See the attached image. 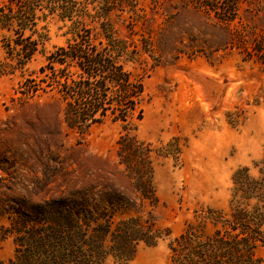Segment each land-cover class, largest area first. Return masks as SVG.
Wrapping results in <instances>:
<instances>
[{
	"label": "rangeland",
	"instance_id": "obj_1",
	"mask_svg": "<svg viewBox=\"0 0 264 264\" xmlns=\"http://www.w3.org/2000/svg\"><path fill=\"white\" fill-rule=\"evenodd\" d=\"M236 1L232 21L194 0H124L109 15L138 50L140 120L72 128L54 91L20 100L19 74L0 78V264L56 199L160 236L125 264H264V0ZM68 25H49L46 53Z\"/></svg>",
	"mask_w": 264,
	"mask_h": 264
},
{
	"label": "trees",
	"instance_id": "obj_2",
	"mask_svg": "<svg viewBox=\"0 0 264 264\" xmlns=\"http://www.w3.org/2000/svg\"><path fill=\"white\" fill-rule=\"evenodd\" d=\"M123 1L0 0V78L19 74L20 100L54 91L64 104L63 119L69 127L85 129L106 121L127 124L140 105L143 84L127 69L138 61L136 45L121 38L109 19ZM194 1L224 21L238 14L236 0ZM52 22H68L69 37L46 53ZM38 55L43 64L28 73ZM135 117L141 119V110ZM238 176L239 171L234 182ZM87 207L72 199L37 207L31 229L22 238L25 249L21 247L14 263L104 264L111 257L125 264L140 242L153 245L160 237L141 232L135 221L114 223L112 213L100 210L93 215Z\"/></svg>",
	"mask_w": 264,
	"mask_h": 264
}]
</instances>
